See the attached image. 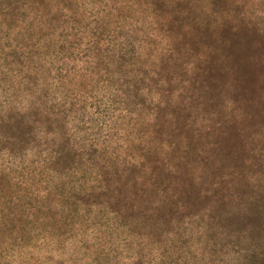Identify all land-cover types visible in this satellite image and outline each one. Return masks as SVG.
Returning a JSON list of instances; mask_svg holds the SVG:
<instances>
[{
	"label": "rangeland",
	"instance_id": "374dc122",
	"mask_svg": "<svg viewBox=\"0 0 264 264\" xmlns=\"http://www.w3.org/2000/svg\"><path fill=\"white\" fill-rule=\"evenodd\" d=\"M0 264H264V0H0Z\"/></svg>",
	"mask_w": 264,
	"mask_h": 264
}]
</instances>
